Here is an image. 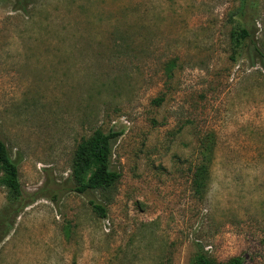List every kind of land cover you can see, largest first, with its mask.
<instances>
[{
	"label": "rangeland",
	"instance_id": "1",
	"mask_svg": "<svg viewBox=\"0 0 264 264\" xmlns=\"http://www.w3.org/2000/svg\"><path fill=\"white\" fill-rule=\"evenodd\" d=\"M0 0V264H264V0ZM119 133L111 199L75 191L79 145ZM216 139L210 179L199 142ZM91 201L104 203L99 218Z\"/></svg>",
	"mask_w": 264,
	"mask_h": 264
},
{
	"label": "trees",
	"instance_id": "2",
	"mask_svg": "<svg viewBox=\"0 0 264 264\" xmlns=\"http://www.w3.org/2000/svg\"><path fill=\"white\" fill-rule=\"evenodd\" d=\"M15 8L26 11L31 0H15ZM234 43L240 51L248 53L250 60H259L264 68V53L251 40V33L246 28L233 32ZM119 133L96 131L91 138L82 141L75 154L72 178L75 181V191L83 193H99L105 202L111 199L120 180L118 171L112 168L113 148L119 139ZM216 151V139L213 134H206L199 142L201 165L195 173V190L202 193L210 179V167ZM0 186L8 193V200L12 205H23V191L19 179V167L7 145L0 140ZM95 214L102 219L107 218V208L104 203L91 201ZM195 264H244L243 259L235 258L226 263H218L210 259L204 249L199 248Z\"/></svg>",
	"mask_w": 264,
	"mask_h": 264
}]
</instances>
